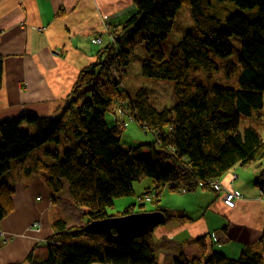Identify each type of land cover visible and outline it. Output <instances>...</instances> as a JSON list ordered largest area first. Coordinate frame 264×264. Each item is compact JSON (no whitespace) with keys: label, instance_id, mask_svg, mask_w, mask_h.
Segmentation results:
<instances>
[{"label":"trees","instance_id":"trees-1","mask_svg":"<svg viewBox=\"0 0 264 264\" xmlns=\"http://www.w3.org/2000/svg\"><path fill=\"white\" fill-rule=\"evenodd\" d=\"M212 1L134 0L136 12L123 23V33L113 36V45L98 52L95 62L79 72L66 105L58 109L56 116L23 114L0 122V178L9 170L10 161L24 158L48 143H58L68 123L73 127L75 146L62 155L47 151L49 163L38 159L34 168L45 175L55 195L67 183L73 205L89 210L87 223L109 216L153 212L146 211L140 203L115 215L107 211L114 199L134 196L133 183L144 177L152 180L154 188L138 196L139 202L152 191L167 189L169 184L173 192L179 188L187 193L198 189L213 191L210 184L219 182L235 166L261 163L264 142L259 133L246 128L241 134L239 125L241 117H249L263 108L264 0H216L229 1L240 9H258L255 20L241 13L233 14L226 19L224 30L219 29L220 21L209 13ZM183 6L190 8L194 26L169 50L173 20ZM130 29L141 34L138 41L143 51L141 77L173 82L172 108L160 111L154 108L145 88L132 96L119 87L116 69L128 66L131 52L115 51L114 46L121 42L120 35ZM231 37L241 40L240 56L237 65L229 63L226 71L230 77L239 69L238 88H207L187 83L191 62L203 72H211L217 69L211 53L220 58L231 55ZM2 75L0 56V84ZM82 89H87L88 97L84 100ZM125 99L131 102L136 123L152 131L156 138L147 151L143 147L123 150L120 147L123 122L115 120L109 126L105 120L108 109L117 100ZM23 122L34 126L35 133L20 131ZM263 180L264 170L255 184L264 192ZM13 194L7 182H0V223L13 211ZM159 195L154 198L158 200ZM154 211L162 212L165 222L169 220L163 208L156 207ZM52 229L47 258L33 261L29 257L31 264H157L146 243L150 234L119 245L107 243L103 236H90L101 240L103 249L97 250L65 243L66 238L87 235L84 226L67 227L57 219ZM196 242L201 253H205L204 237ZM258 242L264 246V228ZM173 264L192 261L180 255ZM204 264H264V258L259 253L243 252L238 259L213 253Z\"/></svg>","mask_w":264,"mask_h":264},{"label":"crops","instance_id":"crops-1","mask_svg":"<svg viewBox=\"0 0 264 264\" xmlns=\"http://www.w3.org/2000/svg\"><path fill=\"white\" fill-rule=\"evenodd\" d=\"M135 12L134 0H0V122L23 114L56 116L58 109L66 105L79 72L95 62L98 52L113 45V36L122 32L123 23ZM188 12L191 13L187 9L185 13L189 15ZM98 39L101 41L96 43ZM121 42L116 51H128ZM130 63L117 68L116 77L133 96L118 74L122 73L130 85L136 80L145 81L137 77L141 78L142 61L139 73L134 75L130 74ZM86 91L82 89L81 94L86 96ZM149 100L154 108L158 107L150 96ZM164 102L160 95L157 104ZM111 113L121 123L113 109ZM22 126L26 129L23 132L35 133L32 126ZM45 148L47 145L31 152L27 156L28 167L20 170L15 186L8 184L14 190L13 211L0 223V264H31L29 257L33 261L44 260L55 220H62L67 227H81L88 221L89 210L73 205L66 182L62 192L55 195L45 175L35 170L36 160L49 163L47 151L46 160L34 158L36 152ZM262 170L264 160L235 166L219 179L220 192H150L152 198L145 203L156 202L155 208L170 211L169 220L155 228L146 241L157 264H173L180 255L192 264H204L213 253L229 259H238L243 252L259 253L264 258V246L258 242L264 228V192L255 185ZM153 188L145 186L144 193ZM228 191L239 195L234 208L223 203V194ZM156 194H160L158 200L154 198ZM127 203L130 206L135 202ZM203 237L205 253H201L196 242ZM68 239L65 243L72 245ZM87 247L103 249L101 241L98 246Z\"/></svg>","mask_w":264,"mask_h":264},{"label":"rangeland","instance_id":"rangeland-1","mask_svg":"<svg viewBox=\"0 0 264 264\" xmlns=\"http://www.w3.org/2000/svg\"><path fill=\"white\" fill-rule=\"evenodd\" d=\"M191 11L189 7L183 6L176 15L175 19L173 20V26L171 30V39L172 43L168 46V49H172V47L177 44L180 39L193 28L194 23L192 20L191 13L187 15L185 12ZM210 15L220 21L219 29L224 30L225 21L227 18L232 16L235 13H241L246 18L250 20H255L258 18V9H240L235 4L226 1V2H218L216 0L212 1L211 8L209 11ZM123 33V32H122ZM121 33V34H122ZM141 34L130 29L125 35H120L121 47L127 46V50L130 51V74L134 75L135 73H139V64L143 60V51L138 43ZM229 45L231 48V55L226 58H220L215 56L211 53V58L217 64V69L211 72H203L200 70L196 63L191 62L189 65L188 76L186 82L189 84L201 85L207 88L212 87H222V88H229V89H237L238 88V77H239V69L236 71L235 74L228 77L226 66L229 63H234L237 65L239 56H240V49H241V40L237 37H231L229 39ZM120 48V45H119ZM122 79L123 83L130 89L133 95L141 89H147L149 96L151 97V101L155 104L156 108L159 110H163L164 108L170 109L175 105V99L173 95V82L169 81H162V80H153V79H144L137 76L138 79H141L145 82H136L133 85L129 84V81L123 78V74H118ZM138 86V88H137ZM122 88L121 84L119 85ZM86 93V92H85ZM163 96L165 98L164 105L162 103L157 104V98L159 96ZM88 96L82 95V100L86 99ZM116 106V107H115ZM115 111L117 113L116 117L123 121L124 116L120 114L118 107L116 104H113L107 111L105 120L109 126L112 125L113 120H115L114 114L111 111ZM25 123V122H23ZM26 124V123H25ZM126 127L123 126L122 133H121V142L120 147L123 150H129L132 148L143 147L144 151H147V146L150 144H154L156 138L152 131H144L142 127L137 124L136 122H128L126 119L124 121ZM29 125V124H26ZM32 126V125H30ZM25 126H22L19 129L20 131H25ZM34 128V126H32ZM246 128H252L256 132L259 133L262 141L264 142V95H263V108L261 110H255L252 112L251 116L249 117H241L240 125H239V133H243ZM60 143H48L47 148L40 152H36L34 154V158H42L46 160L44 157L45 151H56L60 155L70 148H73L76 144V140L73 136V127L70 123L66 125V129L63 133L60 134ZM157 147V145H155ZM40 156V157H39ZM28 167V158L27 156L21 159L13 160L9 162V170L0 178V182H7L10 186H15L17 181L20 179L19 172L21 169H25ZM149 186V189L153 188V183L150 178H142L140 181L133 183V190L134 196L130 197H123L113 200V206L108 208V214H116L122 212L127 206H129V201H134V204L139 205L140 202L137 201V197L139 195L144 194L145 186ZM220 185V183H219ZM221 187V185H220ZM222 188V187H221ZM214 191V190H213ZM218 192V191H215ZM73 202V201H72ZM126 202V203H125ZM144 205L145 210L149 211L155 209L154 203H140V205ZM77 208V207H76ZM138 208V207H137ZM136 208V209H137ZM143 208V210H144ZM170 213V211H168ZM68 240L71 241L72 245L78 246H98V241H101L97 237H90V236H81L79 238H69Z\"/></svg>","mask_w":264,"mask_h":264},{"label":"water","instance_id":"water-1","mask_svg":"<svg viewBox=\"0 0 264 264\" xmlns=\"http://www.w3.org/2000/svg\"><path fill=\"white\" fill-rule=\"evenodd\" d=\"M164 223L162 212H142L91 221L84 226V232L89 236H103L107 243L119 245L146 236Z\"/></svg>","mask_w":264,"mask_h":264},{"label":"built area","instance_id":"built-area-1","mask_svg":"<svg viewBox=\"0 0 264 264\" xmlns=\"http://www.w3.org/2000/svg\"><path fill=\"white\" fill-rule=\"evenodd\" d=\"M125 92H126V95H127V90L126 89H125ZM116 105L118 107V110H119L120 114H122L124 116V118L128 122H136V117H135L136 114L131 111L132 105H131L130 100H128V99H125V100H117L116 101ZM125 119H123V121H122L124 126H126V124H124ZM141 127H142V129L144 131H147L146 127H143V126H141ZM210 186H211V188L214 191H218V192L221 191V187L219 185V182H212L210 184ZM166 188L167 189H171V185L170 184L169 185H166ZM237 198H239L238 193L231 192V191L225 192L223 194V203L228 208H234V206H235V200ZM146 199H147L146 197H143V200H146ZM2 236L3 235L0 234V237H2Z\"/></svg>","mask_w":264,"mask_h":264},{"label":"bare ground","instance_id":"bare-ground-1","mask_svg":"<svg viewBox=\"0 0 264 264\" xmlns=\"http://www.w3.org/2000/svg\"><path fill=\"white\" fill-rule=\"evenodd\" d=\"M101 41V39H98V40H95L96 43H99ZM114 50L116 51V47L114 46ZM178 193H187V191L184 189V188H179L177 190ZM146 200H142L140 203H145V202H149L151 200V195H147L146 196ZM139 202V201H138ZM110 215V214H109ZM112 215H115V214H112ZM109 217H112V216H109ZM89 223V222H88ZM87 224V222L84 224V226ZM89 236V235H88Z\"/></svg>","mask_w":264,"mask_h":264}]
</instances>
